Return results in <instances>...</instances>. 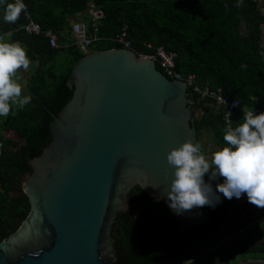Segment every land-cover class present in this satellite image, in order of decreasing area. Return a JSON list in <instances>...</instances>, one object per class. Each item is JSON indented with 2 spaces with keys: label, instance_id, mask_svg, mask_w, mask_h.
<instances>
[{
  "label": "trees",
  "instance_id": "obj_1",
  "mask_svg": "<svg viewBox=\"0 0 264 264\" xmlns=\"http://www.w3.org/2000/svg\"><path fill=\"white\" fill-rule=\"evenodd\" d=\"M91 1L105 14L93 52L124 48L115 39L126 28L131 50L139 56L155 54L163 47L176 55L183 80L196 75L203 92L221 88L224 95L238 100L242 107L231 117L234 126L244 110L264 112V8L260 10L256 1L244 0L240 8L234 6L236 0H27L25 4L43 31L51 29L60 37L70 32L71 17L85 13ZM28 21L22 12L16 23H3L0 9V36L13 33L11 42L25 46L29 64L37 65L24 91L32 96L31 102L0 120V243L17 233L31 216L32 203L25 192L31 161L41 158L51 145V113L58 116L70 102L73 89L68 83L85 57L75 46L53 49L43 36L27 35L24 26ZM60 40L62 44L65 37ZM61 52L71 58L64 72L50 65ZM188 93L193 99L192 127L209 157V145L218 149L223 143L225 109L212 98H203L191 89ZM128 204V211L119 214L112 231L118 264H184L190 259L194 262L187 264H239L264 259L262 229L223 242L217 239L220 244L212 247L208 239L183 255L178 224L164 203L137 185ZM203 209L210 224L184 232L186 247L231 223L240 206L236 198L222 196V203L214 209Z\"/></svg>",
  "mask_w": 264,
  "mask_h": 264
},
{
  "label": "water",
  "instance_id": "obj_2",
  "mask_svg": "<svg viewBox=\"0 0 264 264\" xmlns=\"http://www.w3.org/2000/svg\"><path fill=\"white\" fill-rule=\"evenodd\" d=\"M68 85L70 102L58 116L51 113L52 143L31 161L25 184L31 216L0 243V264H118L112 231L137 185L174 217L183 255L236 224L186 247L183 233L210 219L203 207L184 215L169 207L173 170L167 154L188 140L197 142L184 81L170 79L133 50L116 48L84 57ZM246 198L238 199L242 208Z\"/></svg>",
  "mask_w": 264,
  "mask_h": 264
},
{
  "label": "clouds",
  "instance_id": "obj_3",
  "mask_svg": "<svg viewBox=\"0 0 264 264\" xmlns=\"http://www.w3.org/2000/svg\"><path fill=\"white\" fill-rule=\"evenodd\" d=\"M243 2L236 0L234 6L240 8ZM0 9L6 24L16 23L22 12L27 13L24 0H0ZM73 23L69 24L70 41L62 45L60 40V49L75 46L80 51L72 45L75 42ZM88 55L90 51L85 57ZM29 63L26 49L18 42L0 40V118L14 115L31 102L32 96L23 92L17 75L18 70L28 69ZM225 121L223 143L211 153V159L203 145L194 140L172 148L167 154V162L173 171L166 196L169 207L177 215L205 206L214 209L222 203V196L231 200L234 197L240 199L244 194L249 203L264 208V112L255 114L254 109L244 110L242 119L235 126L230 117ZM188 261L193 260L184 264Z\"/></svg>",
  "mask_w": 264,
  "mask_h": 264
},
{
  "label": "built area",
  "instance_id": "obj_4",
  "mask_svg": "<svg viewBox=\"0 0 264 264\" xmlns=\"http://www.w3.org/2000/svg\"><path fill=\"white\" fill-rule=\"evenodd\" d=\"M26 1L27 0H24L25 3ZM86 14H88V18H79L73 23L75 42L72 45H76L80 48V51L83 54L87 55L89 54L88 49L92 46V43L99 40V24L105 17V14L94 3L89 4ZM26 17L29 20L24 26L27 35L35 37L43 36L53 49H59L61 47L59 36L56 33L51 31V29H49V31H43L41 24L32 19L29 11H27ZM123 32V34L115 39V42L122 44L124 45V48L131 50V41L127 39L126 28ZM6 36L12 38L14 34L11 33ZM0 40L5 41V36H0ZM140 57H147L156 62V64L163 70V74L167 75L170 79L184 81L187 84L188 90L191 89L193 93H198L203 98L209 97L214 99L220 107L225 109V118L230 117L231 119L233 113L236 110L241 109L242 106L240 102L232 99L231 96L224 95L221 88L218 90L208 88L203 92L202 88L197 85L198 77L196 75L188 76L187 79L183 80L182 74L177 70L176 55L174 53H168L165 48L158 47L155 54L140 55ZM254 111L255 114L262 112L259 108H255Z\"/></svg>",
  "mask_w": 264,
  "mask_h": 264
},
{
  "label": "rangeland",
  "instance_id": "obj_5",
  "mask_svg": "<svg viewBox=\"0 0 264 264\" xmlns=\"http://www.w3.org/2000/svg\"><path fill=\"white\" fill-rule=\"evenodd\" d=\"M262 1L264 0H258L259 2V5L260 7L262 6ZM88 6H89V3H88ZM88 9V8H87ZM87 13V10L85 11V13H75L74 16L71 17L70 19V25L73 23V20H78L79 18H88V15L86 14ZM242 28H243V31L245 32L246 31V28H245V25L242 24ZM65 36V33H61L60 34V37L64 38ZM263 36H264V25H263ZM69 38V37H68ZM5 41L6 42H11V37H8V36H5ZM23 48L26 49V47L24 46ZM93 49H89L90 51V54L93 53L92 51ZM27 51V49H26ZM70 55H68L67 53L65 52H61L59 54V56H57V58L53 61V62H50V65H53L54 66V69L56 68L57 71L59 72H64L67 70L68 66L70 65ZM36 69H37V65L35 63H31L29 64V67L28 69H20L18 70L17 72V75L20 77V83L22 85V89H23V92L27 89V86L29 84V81L32 77L33 74H35L36 72ZM3 119V118H0V120ZM208 150H210V152H214L217 150V147L214 146V145H209L208 147ZM209 159H211V155L208 157ZM235 198V197H234ZM236 200H238L236 198ZM260 208L253 205V213L257 214L260 210ZM253 213H249L248 216H252ZM233 221V220H232ZM247 227V228H246ZM254 229H262L264 230V222L260 224V226H256V227H249V224L246 223V225H243V223L239 224L237 223L236 225H232V226H229L228 228H226L225 230H223L219 235H217L216 237L212 238L209 242L210 246L209 247H212V246H215V245H219L220 243H218V241L220 242H223V241H227V240H230V239H234L236 236L240 235V234H246V236H248V232L250 230H254ZM255 232V230L253 231ZM217 239H219L217 241ZM225 243V242H224Z\"/></svg>",
  "mask_w": 264,
  "mask_h": 264
},
{
  "label": "flooded vegetation",
  "instance_id": "obj_6",
  "mask_svg": "<svg viewBox=\"0 0 264 264\" xmlns=\"http://www.w3.org/2000/svg\"><path fill=\"white\" fill-rule=\"evenodd\" d=\"M243 202L245 203V208H241L240 212L237 214V216L234 217L232 222H236L243 225H246V223L249 224V227H255L256 225H259L264 222V208H260L259 212L254 214L253 211V204L248 202V199H244ZM253 213L250 219H248V214ZM247 228V227H246ZM250 261V260H248Z\"/></svg>",
  "mask_w": 264,
  "mask_h": 264
},
{
  "label": "crops",
  "instance_id": "obj_7",
  "mask_svg": "<svg viewBox=\"0 0 264 264\" xmlns=\"http://www.w3.org/2000/svg\"><path fill=\"white\" fill-rule=\"evenodd\" d=\"M254 1H256L257 3H258V5H259V2H258V0H254ZM92 3H94L93 1H92ZM263 8H264V1H262V6L260 7V5H259V9L260 10H263ZM68 34H70V32H68V33H66V35L64 36L65 37V40L63 41V43H62V45H66V44H68L69 43V41H70V39L68 38V37H70L71 35H68ZM20 46L22 47V45L20 44ZM30 82V81H29ZM237 202H238V204H239V206H240V210H241V202H239L238 200H237ZM240 212V211H239ZM257 226V225H256Z\"/></svg>",
  "mask_w": 264,
  "mask_h": 264
}]
</instances>
